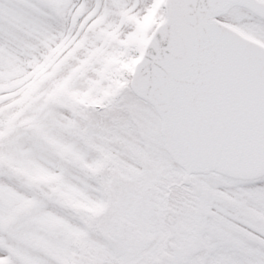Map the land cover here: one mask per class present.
<instances>
[{
	"label": "snow or ice",
	"instance_id": "obj_1",
	"mask_svg": "<svg viewBox=\"0 0 264 264\" xmlns=\"http://www.w3.org/2000/svg\"><path fill=\"white\" fill-rule=\"evenodd\" d=\"M0 264H264V0H0Z\"/></svg>",
	"mask_w": 264,
	"mask_h": 264
}]
</instances>
